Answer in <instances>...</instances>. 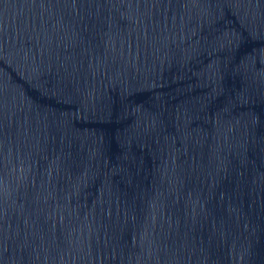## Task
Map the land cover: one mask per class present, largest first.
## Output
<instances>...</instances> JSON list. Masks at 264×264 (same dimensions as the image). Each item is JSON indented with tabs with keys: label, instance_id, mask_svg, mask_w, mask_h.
<instances>
[{
	"label": "water",
	"instance_id": "1",
	"mask_svg": "<svg viewBox=\"0 0 264 264\" xmlns=\"http://www.w3.org/2000/svg\"><path fill=\"white\" fill-rule=\"evenodd\" d=\"M0 264H264V0H0Z\"/></svg>",
	"mask_w": 264,
	"mask_h": 264
}]
</instances>
